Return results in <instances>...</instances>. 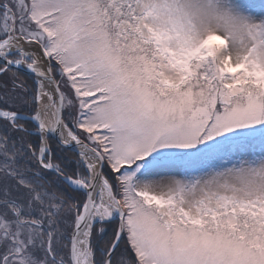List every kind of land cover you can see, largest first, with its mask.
Returning a JSON list of instances; mask_svg holds the SVG:
<instances>
[{"label": "snow or ice", "instance_id": "1", "mask_svg": "<svg viewBox=\"0 0 264 264\" xmlns=\"http://www.w3.org/2000/svg\"><path fill=\"white\" fill-rule=\"evenodd\" d=\"M0 264H264V0H0Z\"/></svg>", "mask_w": 264, "mask_h": 264}, {"label": "trees", "instance_id": "2", "mask_svg": "<svg viewBox=\"0 0 264 264\" xmlns=\"http://www.w3.org/2000/svg\"><path fill=\"white\" fill-rule=\"evenodd\" d=\"M24 76H25V79H26L27 84H28L29 86L34 87L32 77L27 76V75H24ZM68 155H69V156H74L75 154L70 152V153H68ZM73 167H74V165H73Z\"/></svg>", "mask_w": 264, "mask_h": 264}, {"label": "water", "instance_id": "3", "mask_svg": "<svg viewBox=\"0 0 264 264\" xmlns=\"http://www.w3.org/2000/svg\"><path fill=\"white\" fill-rule=\"evenodd\" d=\"M24 74H27V73H24ZM28 75V74H27Z\"/></svg>", "mask_w": 264, "mask_h": 264}]
</instances>
